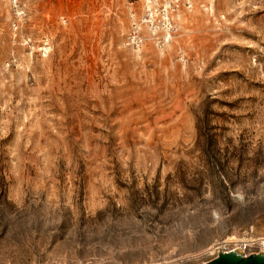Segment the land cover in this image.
Masks as SVG:
<instances>
[{
    "label": "rangeland",
    "instance_id": "rangeland-1",
    "mask_svg": "<svg viewBox=\"0 0 264 264\" xmlns=\"http://www.w3.org/2000/svg\"><path fill=\"white\" fill-rule=\"evenodd\" d=\"M262 243L264 0H0V264Z\"/></svg>",
    "mask_w": 264,
    "mask_h": 264
},
{
    "label": "water",
    "instance_id": "water-1",
    "mask_svg": "<svg viewBox=\"0 0 264 264\" xmlns=\"http://www.w3.org/2000/svg\"><path fill=\"white\" fill-rule=\"evenodd\" d=\"M201 264H264V255L262 251L245 255L237 248L232 251H220L217 256Z\"/></svg>",
    "mask_w": 264,
    "mask_h": 264
},
{
    "label": "built area",
    "instance_id": "built-area-1",
    "mask_svg": "<svg viewBox=\"0 0 264 264\" xmlns=\"http://www.w3.org/2000/svg\"><path fill=\"white\" fill-rule=\"evenodd\" d=\"M129 38L131 39V42H132V43H140V42H141V39H140L139 35L136 34L135 32H134L133 34H131V35L129 36ZM158 41H160V40H158ZM262 245H263V243H262ZM263 249H264V246H263ZM263 249H262V250H263ZM245 254H246V253H245Z\"/></svg>",
    "mask_w": 264,
    "mask_h": 264
},
{
    "label": "bare ground",
    "instance_id": "bare-ground-1",
    "mask_svg": "<svg viewBox=\"0 0 264 264\" xmlns=\"http://www.w3.org/2000/svg\"><path fill=\"white\" fill-rule=\"evenodd\" d=\"M264 244V243H263ZM232 251V250H231ZM263 253H264V249L263 250H261ZM261 251H255V252H249V253H247V254H245V255H249V254H255V253H259V252H261ZM224 252H226V251H224ZM262 253V254H263ZM218 255V254H217ZM264 255V254H263Z\"/></svg>",
    "mask_w": 264,
    "mask_h": 264
}]
</instances>
